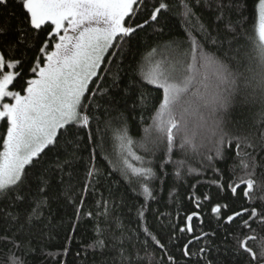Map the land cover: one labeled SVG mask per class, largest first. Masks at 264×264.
I'll return each mask as SVG.
<instances>
[{
  "label": "snow or ice",
  "instance_id": "1",
  "mask_svg": "<svg viewBox=\"0 0 264 264\" xmlns=\"http://www.w3.org/2000/svg\"><path fill=\"white\" fill-rule=\"evenodd\" d=\"M174 3L0 0V264H67L82 222V264H264V112L247 126L233 117L244 89L264 98V0H178L179 55L126 80L133 39L162 31ZM121 104L155 108L138 140ZM193 115L207 144L188 133ZM65 206L70 231L53 254L45 241Z\"/></svg>",
  "mask_w": 264,
  "mask_h": 264
},
{
  "label": "trees",
  "instance_id": "2",
  "mask_svg": "<svg viewBox=\"0 0 264 264\" xmlns=\"http://www.w3.org/2000/svg\"><path fill=\"white\" fill-rule=\"evenodd\" d=\"M172 2V0H170ZM175 0L173 7L170 11H167L164 15L159 18V25H154L155 28L162 29V31H153V28H148L145 32H141L138 38H134L132 42V47L127 51L126 58L124 60L125 68V79H129L133 76L134 70L137 74L141 72H146L151 70L157 64L162 67L166 65L168 60H171L179 55L177 51L170 47L172 41L181 42L185 41L186 25L183 22V17L181 11L177 9ZM196 17L202 18L203 21H210L213 18V13H211L206 7H197L195 9ZM153 49H156L153 52ZM186 50V49H185ZM249 54L252 55L251 49H249ZM249 67L255 68V61H248ZM151 95L158 106L162 98V90L151 88ZM242 96H247L248 101L246 106L240 107L237 105L236 109L233 111V117L238 120L245 121L246 126L251 125L254 122L261 120V113L264 112V98H261L260 94L257 92L254 94L251 88L244 89L242 91ZM130 107V105H129ZM120 111L124 112L127 117L128 127L130 129V136L134 139H139L142 135V129L147 127L152 123L150 117L154 115L155 108L151 111H144L141 113L139 110L128 112L125 111L123 105L120 106ZM143 115L144 119L141 121L140 117ZM205 119H207V113H204ZM203 124L199 115H193L189 117L188 133L192 135L195 133L196 143L199 144L207 141H203V136L206 135L204 127H198V125ZM236 130L234 123H229L224 126V131L232 133ZM3 133V128L0 127V134ZM183 133H181L182 135ZM179 139V138H178ZM114 144H118V141L110 142L106 145L109 152L112 151ZM0 150H2V142H0ZM99 152L98 161L99 166L102 169L107 167V161L103 158L105 153ZM88 149L84 150L85 157L87 156ZM193 166H195L196 158L192 161ZM91 199V198H89ZM57 212L56 221H63V228L59 229L58 232L52 233L51 239H46L47 244L46 251H50L53 254L62 250L66 243V237L70 231V225L72 222L73 209L70 206L61 207L59 209H54ZM171 210V209H170ZM92 225L90 223L82 222L78 227L75 240L71 244V249L66 257L67 264H82V261L75 257L76 250L89 242L92 236L91 231ZM49 264H52L49 261Z\"/></svg>",
  "mask_w": 264,
  "mask_h": 264
}]
</instances>
